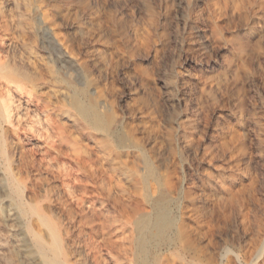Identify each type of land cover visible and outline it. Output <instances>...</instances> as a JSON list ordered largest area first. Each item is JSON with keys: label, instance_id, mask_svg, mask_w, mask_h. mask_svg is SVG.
I'll use <instances>...</instances> for the list:
<instances>
[{"label": "rangeland", "instance_id": "rangeland-1", "mask_svg": "<svg viewBox=\"0 0 264 264\" xmlns=\"http://www.w3.org/2000/svg\"><path fill=\"white\" fill-rule=\"evenodd\" d=\"M0 7L28 25L24 50L56 72L61 88L88 89L90 100H79L101 102L107 131L86 125L73 136L93 160L102 143L114 151L105 166L119 167L121 175L105 181L110 207L120 198L127 212L151 213L149 199H166L173 223L165 242L148 247V264H264V0H0ZM23 107L13 125L1 128L14 144L13 169L25 178L28 197L32 189H52L56 201L44 204L69 233L62 236L71 263L81 264L76 237L87 238L95 224L65 218L61 200L72 195L56 176L59 161L72 176L82 166L67 159L65 145L53 150L30 131ZM45 150L57 168L54 178L43 173L38 181ZM126 226L127 249L133 226ZM11 231L0 228V264H25ZM125 255L122 264L142 260ZM105 259L102 264H113Z\"/></svg>", "mask_w": 264, "mask_h": 264}, {"label": "bare ground", "instance_id": "bare-ground-1", "mask_svg": "<svg viewBox=\"0 0 264 264\" xmlns=\"http://www.w3.org/2000/svg\"><path fill=\"white\" fill-rule=\"evenodd\" d=\"M13 7L14 10L18 11L20 9V3L14 4ZM2 8L0 7V208L3 203L6 205L4 206V216L1 217L2 219L0 220V228L1 226H5L8 228V231L13 230L14 233H16L18 237V244L15 243L17 244L16 249L21 252L19 256L21 255L24 258L22 260L24 262L26 261L27 264H75L71 263L68 248L64 246L62 235L64 234L66 236L69 233L63 232V220L60 221L59 217H56V215L52 213L50 209L52 206H47V203L51 205L56 201V195L54 194L55 196H53V194H51V188H45L43 191L39 189L43 194H40L38 189L37 191L32 189L29 193V197L25 195V178H20L21 176L18 174L19 169L17 170L15 168L17 173L13 171L15 170L13 169V159L16 153L13 146L14 144L12 145V143L8 141V138L1 132L3 124H12V117L19 116V111L23 107L22 101L25 100L24 103L26 105L23 107L25 114L23 113V115L28 118L25 120V125L30 131H33L40 139H43L41 141L49 148L65 145L68 153L67 159L72 162L75 161L74 163L82 166L81 171L78 170L80 176H72L71 166L67 165L68 163L66 166L64 163L59 164V161L58 165L62 172L61 176H56L62 179V182H60L62 187H64V194L66 196L72 195L69 201L67 200L68 197L66 200H61L65 218L67 217L66 219L74 223L83 222L95 224V227H91V233L87 235V238L84 237L82 233L78 232L79 234H76L78 246L83 248L80 256L81 264H102L106 260V255L112 259L113 264H122L121 259L125 254L128 256L132 254L131 256L135 258L136 255H138L142 258L139 264H148V262H146L147 258L144 260L148 255V247L153 241H155L154 243H159L158 240L162 239L161 241L165 242L166 233L170 231L171 223H173L170 221L171 218L168 217L170 214L168 215L166 199H149L148 202L151 206V213H139L138 210L135 209L131 210V212H127L123 202L119 200L120 198L115 199V201H113L114 205L112 204L113 207H110L107 201L110 190L105 181L109 180L112 182L118 175H121V169L119 167H111L108 169L105 166L114 160V158H112V153L114 151L108 147L107 142L102 143L97 154H94L96 160H93L91 157L93 151L90 148L82 149L78 147L75 139L76 137L73 136L74 128H78L79 131H85L86 125L91 126L96 132L107 131L101 124V102L97 100L89 103L80 101L81 99L79 100V96L88 99L90 94L88 89H83L78 92L68 84L66 88H61L62 86H59L61 79L59 80L57 78L56 72L47 65L42 64V61L40 62L36 58L37 56L33 57L31 56L32 53L30 55L24 50L23 41L27 33L26 26L28 27V25L24 23L20 16H14L15 13L12 15L14 17L10 18L11 14H6ZM39 58L41 59V57ZM66 58L68 57L66 56ZM78 68L80 69V67ZM62 118H65L66 121L69 122V125L62 124L61 121H64ZM120 121L121 120L116 121L115 124H119ZM27 132L29 133V131ZM92 136L93 135H90V137ZM99 138L101 139V137ZM20 143L22 144L23 142ZM25 150L29 151L27 148H25ZM47 150H45V152L41 151V158H39L40 162L45 164L38 165V168L35 169L37 172L34 175L38 176V181H41L43 173L44 176L48 173L51 174L49 177L55 176L52 172L55 166L52 163L54 161L56 162V160L54 157L50 158L48 153L50 151L47 152ZM53 150H55V148ZM117 155L118 154H116V156ZM31 157L32 156H30V158ZM21 158L24 160L22 155ZM94 161H97L99 166L94 167ZM55 162L54 164H56ZM29 164L32 163L29 162ZM56 168L57 165L54 169ZM26 174L27 178L28 172H26ZM58 174H60V172H58ZM17 175H19V177ZM34 179L32 180L34 181ZM37 180L33 183H37ZM75 183H77L80 188L79 196L77 194V196H75L72 192L74 191L73 188H77L76 185H74ZM61 185L59 186L61 187ZM30 186L31 185H29V188L33 187ZM118 187L120 186L118 185ZM116 192L117 191H115V193ZM119 192H121V189ZM110 208L115 212V215L110 216ZM128 224L133 226L131 227L133 228L134 234L132 233L130 237L128 236L130 246L126 249L121 241L124 234V227ZM126 229H128L127 226ZM130 230L132 232V229ZM1 234L2 233H0V235ZM97 235L100 236V241ZM71 237L68 236V239ZM69 241L66 240V242ZM1 242L2 241H0V245H2ZM112 243V246L115 248L114 250H112L113 247L112 249L109 247ZM78 246H76V248H78ZM70 252L72 251L70 250ZM153 257L154 259L157 258L156 255ZM4 264L8 263L6 262Z\"/></svg>", "mask_w": 264, "mask_h": 264}]
</instances>
